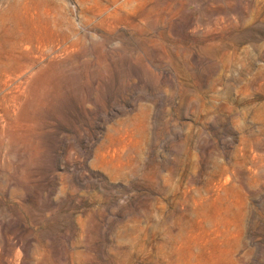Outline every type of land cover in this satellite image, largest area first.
I'll return each mask as SVG.
<instances>
[{
    "label": "rangeland",
    "instance_id": "374dc122",
    "mask_svg": "<svg viewBox=\"0 0 264 264\" xmlns=\"http://www.w3.org/2000/svg\"><path fill=\"white\" fill-rule=\"evenodd\" d=\"M0 264H264V0H0Z\"/></svg>",
    "mask_w": 264,
    "mask_h": 264
}]
</instances>
